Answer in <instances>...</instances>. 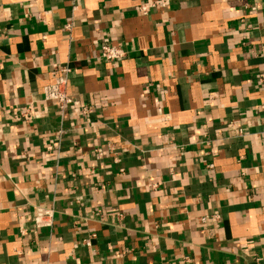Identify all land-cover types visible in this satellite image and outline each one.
Instances as JSON below:
<instances>
[{"label": "crops", "instance_id": "0c3cea01", "mask_svg": "<svg viewBox=\"0 0 264 264\" xmlns=\"http://www.w3.org/2000/svg\"><path fill=\"white\" fill-rule=\"evenodd\" d=\"M263 104L264 0H0V264H264Z\"/></svg>", "mask_w": 264, "mask_h": 264}, {"label": "built area", "instance_id": "2783aa9c", "mask_svg": "<svg viewBox=\"0 0 264 264\" xmlns=\"http://www.w3.org/2000/svg\"><path fill=\"white\" fill-rule=\"evenodd\" d=\"M142 12L146 11L145 6H140ZM125 55V51L117 45H113L107 42H103L99 46V57L106 62H115L120 60ZM53 67L60 71L54 80L43 86V99L56 102L60 113L63 114L65 108L68 106L77 110L82 117H87L92 112L93 106L90 104H77V102L68 94L66 86L68 81V75L71 72L70 67L67 64H53ZM264 108V104L262 105ZM24 114L29 113V110H24ZM61 132V130L59 131ZM50 148V146H48ZM93 152L97 158H102L105 154L103 148L96 146ZM107 152L113 156V160L117 161L116 151L108 144ZM206 168L211 170L213 168L212 163L206 164ZM210 217L216 218V215ZM208 216H203L200 221L206 222ZM54 222V212L52 207L38 205L35 207V212L31 221V229H38L42 227H51ZM27 231V228L21 227L20 234L23 235ZM95 237V233H90L82 240L83 245L91 246V238Z\"/></svg>", "mask_w": 264, "mask_h": 264}]
</instances>
